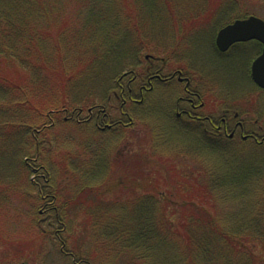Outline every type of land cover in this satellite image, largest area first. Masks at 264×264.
<instances>
[{"label": "rangeland", "instance_id": "obj_1", "mask_svg": "<svg viewBox=\"0 0 264 264\" xmlns=\"http://www.w3.org/2000/svg\"><path fill=\"white\" fill-rule=\"evenodd\" d=\"M136 1L99 0L97 8L104 11L101 12L104 16L102 20L109 24L106 31H102L91 39L94 40L93 42L101 41L108 48L110 53L107 58L105 57V61L91 63L84 56L77 60V57L73 56L74 49H69L68 45L62 43L63 49L66 50L63 62L72 64L73 68L69 67L68 70L74 75L64 91L65 99L71 102L72 106L65 109L68 113H63L62 116H70L73 111L82 109V117H86L90 106L101 104L113 90L118 91L116 81L120 75L129 70L141 72L145 67L142 64L145 61L144 57L150 55L169 59L168 66L171 68L178 67L190 71L192 74L201 76L203 80L211 79L215 111L220 112L224 107L230 106L250 115L259 114L262 124L264 123V90H250L253 86L249 80L243 78L237 68L225 69L220 62L227 60L214 51L213 38L217 30L230 21L226 16L227 10L216 11L219 5L218 0H154L151 1L148 9L145 7L149 0ZM52 4L55 20L73 29L75 22H79V17L90 6L89 0H52ZM255 5V15L264 19V3H255ZM234 13L233 11L232 14ZM83 25L93 30L96 26L94 20L85 21ZM104 33L109 34L107 39L102 38ZM246 51L247 55L242 58L235 55L231 61H251L257 55L253 45H249ZM91 65L94 68L89 69ZM54 92L51 90L50 96H55ZM167 96L157 91L151 94L143 104L133 107L131 111L134 117L133 129H129V133L123 139L117 136L112 137L109 146L107 141L100 142L99 134H96L92 127L81 124V129L78 130L74 122L63 123L62 119L59 122L56 121L54 128L40 134L38 137L40 140L46 137L45 140L48 139L49 142L51 138H54V147L64 150H79V147L82 151L84 148L89 150L87 144L96 143L94 146L97 149L99 147L100 153L97 154L95 161L101 157V166L97 161L94 166L87 167L95 156L89 158L85 153L79 161H76V158H70V161L78 164L75 168H62L63 158L62 160L61 157L53 158V163L48 170L55 174L54 183L61 191L62 198L72 199L69 203L66 202L64 207L68 215L70 214L76 220L75 230L63 235L59 233L60 238L54 234V231L59 229L58 224L49 227V219L42 220L39 228L31 224L35 219L38 221V218L48 217L46 214L38 217L35 215L39 213L42 206L39 203L33 207L30 203L31 197L37 193L36 189L26 193L24 197L9 190L3 191L4 195L0 192V264H75L79 260L77 256L70 257L64 253L78 254L77 249L81 244H83L82 251L87 248L92 253L91 257H94L93 260L83 255L90 264H114L108 255L110 253L109 256L117 258L113 253L115 248L117 250V245L113 244L110 252L101 257L97 255L101 251L100 245H95L99 237L97 235L88 237L94 234L90 224V213L100 209L113 212L109 208L116 207L115 210H122L123 215H129V194L137 190L132 185L131 179L134 185L146 188L150 186L148 183H151V180L156 179L160 182L161 189L176 195V193L182 194V191L186 193L201 191L200 185L197 183L195 186L196 181L193 179L194 177L201 179L206 170L209 173L214 171V174H224L227 170H231L235 175L248 177L252 175L256 181H246L248 178L246 177L241 185L231 186L228 194H219L218 189H212L214 198L212 197L204 207L215 208L216 214L227 225L236 224L237 218H234L232 214L238 206L245 208L255 206L257 210L254 215L256 220L259 219L258 213L263 206L262 198L258 193L261 190L260 185L264 183L261 178L264 172V146L261 149H255L254 145L238 143L239 137H237V141L223 144L214 142L207 147L184 131L173 130V133H168L164 128H167L166 125L170 123L165 122L163 105L164 97L167 98ZM87 99L90 100L89 104L82 103ZM167 101L168 99L165 103ZM21 111H16L18 114L12 119L16 125H19L16 122L18 118L25 120L32 116L38 117ZM245 113L241 116L243 117ZM5 119L6 116L0 117L1 122ZM73 119H77V115ZM45 121L47 125L52 123L49 118ZM4 130L5 127L0 125V132L6 134L7 130ZM24 132L30 135L32 130L28 129ZM17 136L19 138L15 143L20 145L25 137L22 136V127L18 129ZM83 141L85 145L81 144ZM127 141H129L128 144ZM56 153L55 156H57ZM22 159L23 156L20 162L23 161ZM171 159L173 160L170 161ZM174 160L175 162L185 161L183 165L187 167V171L189 170L186 174L191 175V182L182 183L179 170L171 171V166L176 164ZM8 162L10 171L2 167L1 170L4 173L12 172L11 176L17 175L16 179L20 183L22 178L18 175L17 161L9 158ZM250 166L254 167L252 171L255 173L249 171ZM88 168L93 169L87 171ZM33 179L34 176L31 174L28 182ZM86 183L101 185L102 187L95 189L96 191L101 189L98 191L101 198L94 199L92 193L94 190L86 188L87 186L77 195L73 185L78 187ZM105 190L109 191L107 195H104ZM207 191L211 193L209 189ZM238 193H243L244 201L240 198L237 202H232L236 201L234 199L237 198ZM138 200L137 205H140V209L149 206L155 213L159 207L163 206L158 205V207L157 204L154 206L145 196L139 197ZM56 205L60 207L59 204ZM29 209L36 213H32ZM174 209L177 221L182 211L179 205ZM100 211L104 213L105 210ZM113 220L117 221V218ZM44 230L47 231L46 234L42 232ZM78 231H82L83 234H78ZM61 238L69 242L64 250L61 249L59 240ZM94 246L97 248L95 251H93Z\"/></svg>", "mask_w": 264, "mask_h": 264}, {"label": "trees", "instance_id": "obj_2", "mask_svg": "<svg viewBox=\"0 0 264 264\" xmlns=\"http://www.w3.org/2000/svg\"><path fill=\"white\" fill-rule=\"evenodd\" d=\"M151 1L154 0L147 2L146 9L149 8ZM260 2L264 3V0H218L216 11L227 10L226 16L232 21L235 18L255 14V3ZM98 4L99 0H89L90 6L79 17V22H75L73 29L55 20L52 0H0V117L6 116L3 122L0 120V125L5 127L4 131L7 130L6 134L0 132V192L3 194V191L9 190L24 197L26 193L36 189L37 193L31 197L30 203L33 207L42 204L40 210L44 212L40 213L39 210V213L35 214L36 211H33L34 214L37 217L46 214L51 220V226L58 224L59 233L62 235L73 232L76 228L75 218L68 215L64 207L66 202L69 203L72 199L62 198L61 191L54 183L55 174H52L48 167L52 165L54 157H61L62 168H75L78 164L70 161V158L79 161L84 157V153L89 158L95 156L90 160L92 163L87 166L92 167L95 162L99 161V164L101 162V157L95 161L100 150L99 147L98 149L95 147L96 143L87 144L89 150L84 148L85 151L80 147L79 150H64L54 147V138L48 142V139L45 140L46 137L41 140L38 137L43 131L54 128L56 121L59 122L60 119L63 123L72 121L78 130L81 129L83 123L71 119V116H62L63 113H68L65 109L72 106V103L65 99L64 91L67 83L74 76L68 70L69 67L73 68L72 64L63 62L66 50L62 46L65 44L69 49L73 48V56L77 57V60L84 56L91 63L105 61L110 53L108 48L101 41L93 42L94 40L91 39L106 31L109 24L102 20L104 16L101 12L104 11L97 8ZM88 20L95 21V30L84 27V22ZM108 36V33H104L102 38L107 39ZM90 39L93 40L92 43ZM92 68L93 65L89 66V69ZM51 90L55 91V96H50ZM89 102L90 100L87 99L82 103L86 105ZM21 110L38 117L32 116L25 120L18 118L16 122L19 125H16L12 119L18 114L16 111ZM65 116L69 119H65ZM48 118L52 123L47 125L45 120ZM83 125L93 128L88 124ZM21 127L22 136L25 137L22 138L23 143L17 145L15 141H18L17 132ZM28 129L32 130L30 135L24 132ZM215 143L224 142L215 141ZM81 144L85 145V141ZM21 156L23 161L20 162ZM9 158H14L18 163V175L22 178L20 183L16 179L17 175L11 176L12 172H9ZM173 162L176 164L171 166V171L179 170L182 183L191 182V175L186 174L189 170L187 171V167L183 165L185 161ZM1 167L8 169V173H4ZM253 168L250 166L249 171L255 173L252 171ZM92 169L88 168L87 171ZM37 172L44 174L47 183L36 180ZM226 172L214 174V171L209 173L206 170L201 179L197 177L193 179L196 181L195 186L197 183L200 185L201 191L194 193L182 191V194L176 193V195L161 189L160 182L156 179L148 183L150 185L148 188L134 185L131 179L132 185L137 190L129 194V215H123L122 210H115L116 207L109 208L113 212L100 209L105 210L104 213L100 210L90 213V224L94 234L88 237L94 235L99 237L95 245H100L101 251L97 255L106 256L113 244H116L117 250L115 248L113 253L117 258L109 256L110 253L108 255L114 264L115 262L116 264H264V183L260 185L261 190L258 193L263 202L258 220L254 215L257 210L255 206L235 208L236 211L232 215L237 218V222L232 225L225 224L216 214L215 208L204 207L212 197L214 198L212 189H218L219 194L225 195L228 194L231 186L241 185L248 177L235 175L231 170ZM31 174L34 179L28 182ZM261 178L264 180V172ZM248 180L256 181L252 175L246 179ZM73 186L77 195L87 186L86 188L94 190L92 192L94 199L101 198L98 192L101 189L95 190L97 187H102L101 185L86 183L78 187ZM107 190L103 191L104 195L109 193ZM141 196L149 199L154 206L156 204L163 206H158L156 213L149 206L140 209V205L137 204ZM238 196L234 199L236 201L232 202H237L240 198L244 199L243 193H238ZM46 203L50 205L45 207ZM56 204L60 207L58 208ZM177 205L182 212L176 221L174 207ZM29 210L32 212L31 209ZM113 218H117V221ZM44 219L38 218V221L35 219L36 221H32L31 224L39 228V224ZM42 232L47 233L46 230ZM79 233L83 234L82 231H78ZM60 243L66 247L69 242L61 238ZM82 247L83 244L79 245L77 249L79 253L74 255L79 259L77 261L79 263L86 261L83 255L91 257L92 254L87 248H85L87 251H82ZM95 249L97 248L94 246L93 251ZM91 258L94 260V257Z\"/></svg>", "mask_w": 264, "mask_h": 264}, {"label": "flooded vegetation", "instance_id": "obj_3", "mask_svg": "<svg viewBox=\"0 0 264 264\" xmlns=\"http://www.w3.org/2000/svg\"><path fill=\"white\" fill-rule=\"evenodd\" d=\"M218 30L213 38V47L216 54L227 60L219 61L222 66L227 70L237 68L240 75L253 86L250 90H264L255 84L251 76L253 60L261 54L262 44L251 39L235 42L227 50L220 51L215 44ZM249 45L254 46V52L257 51V55L251 61H231L235 55L239 58L247 55L245 53ZM144 59L143 63L139 59L145 66L141 72L129 70L119 76L116 81L118 91L113 90L103 103L88 108L86 117H82V111L77 114V122L92 125L95 133L100 136V142L107 141L109 146L112 137L123 139L129 133V129L134 127L132 108L143 104L151 94L158 91L164 96L168 95L167 98L164 97L168 101L165 103L163 100V105L165 122L170 124L166 125L167 128L162 126L168 133H173V130L184 131L207 147L215 141L234 142L237 141V137L238 143L254 145L255 149L264 146V123L262 124L259 114L250 115L230 106L224 107L220 112L215 111L211 79L203 80L201 76L190 71L178 67L171 68L168 66L170 61L166 58L146 55ZM244 113L242 117L241 114ZM36 180L47 183L43 173L37 172ZM49 205L50 203H46L44 206ZM46 219H49L48 226L51 227L50 218H45L44 221ZM59 232L60 230H55L56 237L60 236ZM64 254L74 257L70 252ZM83 264L88 263L84 261Z\"/></svg>", "mask_w": 264, "mask_h": 264}, {"label": "water", "instance_id": "obj_4", "mask_svg": "<svg viewBox=\"0 0 264 264\" xmlns=\"http://www.w3.org/2000/svg\"><path fill=\"white\" fill-rule=\"evenodd\" d=\"M255 39L262 44V52L252 63L251 76L253 81L264 88V20L251 15L247 18L236 19L222 27L216 36V46L225 51L235 42Z\"/></svg>", "mask_w": 264, "mask_h": 264}]
</instances>
